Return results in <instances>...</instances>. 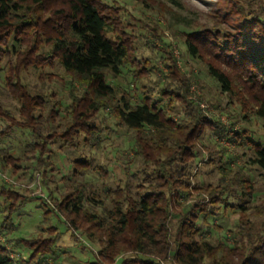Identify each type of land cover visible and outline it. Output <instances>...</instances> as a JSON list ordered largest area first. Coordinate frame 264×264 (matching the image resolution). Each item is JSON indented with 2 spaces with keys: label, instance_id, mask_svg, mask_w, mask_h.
Here are the masks:
<instances>
[{
  "label": "trees",
  "instance_id": "obj_1",
  "mask_svg": "<svg viewBox=\"0 0 264 264\" xmlns=\"http://www.w3.org/2000/svg\"><path fill=\"white\" fill-rule=\"evenodd\" d=\"M218 10L212 28L185 37L186 52L192 58L206 57L208 74L225 94L234 93L233 78L243 80L254 101L253 115L264 121V0H221ZM119 15L118 10L100 0H0V63L7 51L17 55L25 46L27 53L18 54L13 71L17 73L21 66L43 67L46 62H57L64 72L71 102L63 107L62 124L56 127L62 129L57 136L63 146L75 142L74 137L80 135L83 145H98L101 129L93 117L99 110L112 109L118 122L134 132V153L157 167L152 174L154 182L148 183L145 174L146 186L140 184L135 193L127 187L124 191H109L112 208L104 210V214L85 209L82 191L77 187L60 200L53 199L51 209L46 200L52 199L51 191L43 180L45 172L39 168L35 172L42 178L45 199L20 197L0 177V234L9 231L18 209L38 201L42 209L51 210L45 215L55 213L64 220L71 236L78 231L102 245L93 260L84 264H160L169 258L172 264H205L208 260L213 264H264V233H254L251 226L241 224L242 237L238 242L212 245L203 237L204 221L198 224L197 214L214 216L215 209L212 206L207 211L206 205L188 202L193 192L204 191L210 196L216 193L209 187L191 188L188 178L189 163L195 161L198 153L194 141L211 123L196 110L189 123L176 124L167 116L166 107H159L155 98L146 96L133 106L127 100L115 104V88L107 82V76H118L132 51ZM12 78L8 77V85L12 93L18 94L20 118L26 125L24 121L14 123L5 114L0 113V118H8L11 126L29 133L32 139L25 147L32 146L34 153L31 152L33 157L24 156V161L34 160L43 166L46 138L42 139L38 122L43 117L45 99L31 95ZM161 90L160 95L164 94ZM181 101L193 108L192 102L185 98ZM56 106L62 109L59 102ZM58 116L51 107L47 123L52 124ZM8 136L9 131L0 132V137ZM0 150L2 174L13 156ZM251 151L252 163L264 171V146L253 144ZM218 194L223 196L222 192ZM174 219L177 227L172 236L168 225ZM55 229L49 228L48 233ZM50 238L8 240L14 249L23 250L15 262L0 243V264H44L53 254L54 239ZM38 247L45 248L41 252Z\"/></svg>",
  "mask_w": 264,
  "mask_h": 264
},
{
  "label": "rangeland",
  "instance_id": "obj_2",
  "mask_svg": "<svg viewBox=\"0 0 264 264\" xmlns=\"http://www.w3.org/2000/svg\"><path fill=\"white\" fill-rule=\"evenodd\" d=\"M100 1L118 10L132 45L130 58L121 66L120 74L107 76V82L115 88V104L127 100L133 106L146 96L155 98L159 107H166L167 116L176 124L189 123L196 110L211 123V127L194 141L198 153L195 161L189 163L188 172L191 188L203 190L209 187L217 193L210 196L204 191L193 192L188 200L190 205H206L207 211L213 206L216 211L214 216H204L196 211L198 224L204 221L203 237L212 245L222 242L232 245L242 237L241 224L251 226L254 233H264V171L252 163L251 151L253 144L264 146V121L253 115L254 101L243 80L233 78L234 93H223L208 74L206 57H190L184 45L188 34L215 25L214 17L221 0ZM11 41L7 44L9 48ZM23 47L19 55H26ZM7 52L0 63V113L16 124L24 121L20 118L18 94L12 93L8 77L13 76L11 81L22 84L31 95L45 99L43 117L38 123L42 139L46 138L43 156L46 161L43 166L34 160L24 161V156L33 157L32 146L25 147L32 138L27 131L11 126L8 118H0V132L9 131L8 137H0V148L13 156L11 164L1 172L9 180L4 183L11 184L20 197L45 199L46 194L41 190L42 178L35 172L39 168L40 172H45L43 180L51 191L52 199H46L51 209L53 199L60 200L62 195L77 187L82 191L84 208L104 214V210L112 208L113 198L109 191H124L127 187L135 193L140 184L146 186V176L148 183L154 182L155 163L146 162L134 153L135 134L118 122L112 109L99 110L93 117L95 125L101 129L98 145L93 148L83 145L80 135L74 137L75 142L72 140L70 145L63 146L62 139L57 136L62 129L56 127L62 124L63 107L71 101L62 68L57 62L49 65L46 62L43 67L38 64L18 67L16 73L13 66L19 55L10 50ZM161 89H164L162 95ZM184 98L192 102L193 108L181 101ZM57 102L62 109L56 106ZM51 107L59 116L49 124L46 118ZM22 123L26 125L25 121ZM74 143L77 144L72 145ZM23 153L26 154L22 156ZM220 192L223 196L218 194ZM47 211L51 210L42 209L38 201H33L13 215L9 231L0 234V243L5 246L9 258L17 261L23 250L14 249L8 240L51 237L54 239L53 254L44 264L92 261L102 245L94 239L88 240L78 231H73L71 236L64 220L55 213L45 215ZM176 224L174 219L168 225L172 236ZM51 227L56 229L48 233ZM44 248L38 247L37 251L42 252ZM160 264H172V259L162 260ZM205 264L213 263L208 260Z\"/></svg>",
  "mask_w": 264,
  "mask_h": 264
},
{
  "label": "built area",
  "instance_id": "obj_3",
  "mask_svg": "<svg viewBox=\"0 0 264 264\" xmlns=\"http://www.w3.org/2000/svg\"><path fill=\"white\" fill-rule=\"evenodd\" d=\"M0 177H2L5 180V182H9V180L4 175L0 174Z\"/></svg>",
  "mask_w": 264,
  "mask_h": 264
}]
</instances>
